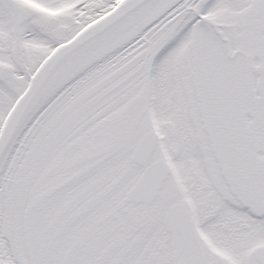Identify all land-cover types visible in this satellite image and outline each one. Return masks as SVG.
Wrapping results in <instances>:
<instances>
[{"label": "snow or ice", "instance_id": "snow-or-ice-1", "mask_svg": "<svg viewBox=\"0 0 264 264\" xmlns=\"http://www.w3.org/2000/svg\"><path fill=\"white\" fill-rule=\"evenodd\" d=\"M0 264H264V0H0Z\"/></svg>", "mask_w": 264, "mask_h": 264}]
</instances>
